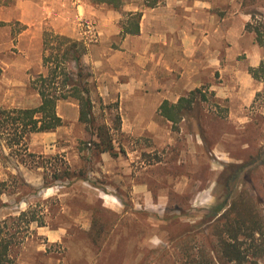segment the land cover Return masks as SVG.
<instances>
[{
    "label": "rangeland",
    "instance_id": "1",
    "mask_svg": "<svg viewBox=\"0 0 264 264\" xmlns=\"http://www.w3.org/2000/svg\"><path fill=\"white\" fill-rule=\"evenodd\" d=\"M203 1L214 7L217 18L240 16L246 20L245 27L264 22V0ZM40 2L48 22L42 39L46 31L69 36L81 41L86 52L90 45L100 43L95 16L87 8L106 14L107 8L112 9L108 5L93 0ZM142 3L127 0L118 11L120 23L128 24L124 9L146 8ZM79 6L86 12L80 13ZM251 13L256 14L255 19ZM5 25L0 22V28ZM21 30L18 24L8 29L14 44L10 42L3 50L8 33L0 29V56L20 53L16 37ZM227 46L220 47L222 55L224 50H231ZM215 47L212 42L210 48ZM31 49L33 59L40 54L42 58L43 45L35 42ZM235 51L248 72L251 65L264 61V46L246 29ZM84 66L91 75L89 88L93 90V74ZM46 74L43 60L30 71L26 87L13 86L0 74V108L37 107L41 97L36 81ZM213 75L186 118L176 124L158 118V124L148 126L140 136L123 132L118 101L94 99L97 124L114 127L116 117L121 119L115 143L124 151L116 158L106 160L102 153L90 149V131L82 123L70 121L61 130L31 134L27 151L18 146L9 148L4 137V154L9 159L0 164V180L6 181L7 189L0 196V205L7 206L1 211L0 222L25 210L44 222L41 227L31 223L27 236L17 240L12 249L13 264H195L192 260H204V253L218 257L219 239L210 228L205 232L204 228L211 219H205L209 211L223 201L220 180L225 169L253 162L239 177L234 191H247L264 211V76L261 80L252 77L255 83L248 92L242 79L236 84L229 74L214 71ZM67 168L76 175L84 171L88 180L55 182L53 176ZM48 182H52L49 187ZM232 202L230 198L229 204ZM21 230L24 234L25 229ZM256 243L264 247L262 239ZM254 259L264 264V252ZM217 263L223 264L220 260Z\"/></svg>",
    "mask_w": 264,
    "mask_h": 264
},
{
    "label": "crops",
    "instance_id": "2",
    "mask_svg": "<svg viewBox=\"0 0 264 264\" xmlns=\"http://www.w3.org/2000/svg\"><path fill=\"white\" fill-rule=\"evenodd\" d=\"M41 7L40 0H0V22L6 24L0 29L8 33L3 50L10 42L14 44L8 29L22 26L16 37L20 53L0 56V74L13 86L26 87L30 71L42 65L41 54L33 59L31 49L32 43L43 45L42 31L48 22ZM79 9L86 12L85 7ZM124 10L142 12L138 34L122 35V16L117 10L107 8L108 12L101 14L87 8L95 16L100 43L90 45L82 58L93 74L94 104L97 98L104 103L118 101L123 132L140 136L148 126L158 124L156 120L163 118L159 108L165 100L177 103L183 94L205 87L215 78L214 71L229 74L236 84L242 79L250 92L255 81L243 70L235 51L245 29L246 20L240 16L217 18L214 7L203 0H165L155 8ZM115 42L117 48L112 47ZM212 42L214 49L210 48ZM226 43L232 48L222 55L220 47ZM57 108L65 124L80 123L75 101L60 100ZM61 128L63 125L58 130ZM102 155L106 160L111 158L108 153Z\"/></svg>",
    "mask_w": 264,
    "mask_h": 264
},
{
    "label": "trees",
    "instance_id": "3",
    "mask_svg": "<svg viewBox=\"0 0 264 264\" xmlns=\"http://www.w3.org/2000/svg\"><path fill=\"white\" fill-rule=\"evenodd\" d=\"M127 0H93L95 4H106L110 8L120 11L123 9ZM164 0H142V6L155 8ZM252 18L256 14L251 13ZM261 15V14H260ZM264 19V16H261ZM128 24L123 23L122 35L138 34L140 31V20L142 12H129L127 14ZM264 21V20H263ZM264 22L258 25L254 23L246 24L245 29L255 35V40L260 46H264ZM56 43V46L53 43ZM86 53V47L81 41L74 40L68 36L44 32L43 35V65L47 69L46 75H41L36 81V88L41 97V103L34 108H0V164L8 160L4 154L3 138L8 140L9 148L22 147L28 150V140L33 133L54 131L64 124L63 119L57 112V104L60 100L74 99L80 107L79 122L88 129L90 138L87 144L99 153H108L116 158L124 150L117 149L115 136L121 131V119H115L114 127L107 124H97L94 115V103L91 97L90 73L85 71L82 61ZM2 69L0 67V73ZM249 73L256 80H261L264 76V61L257 68H250ZM39 84V85H38ZM202 94L201 89H196L182 96L177 103L165 100L159 108V113L168 121L176 124L186 118L192 111L193 106L198 101V95ZM117 132V133H116ZM255 162V161H254ZM253 162L232 165L222 174V178L227 176L226 181L220 183L223 187V201H218L208 215L211 218L209 224L204 228L211 229L219 239L218 257L210 253L202 255L204 260L197 258L192 260L195 264H219V260L225 264L234 262L236 264L251 263L257 264L256 259L264 252L263 244H257L258 239L264 241V211L256 205V202L247 191H234V185L248 166ZM54 181H73L87 179L84 171L75 174L67 168L60 174L53 176ZM24 187L28 186L22 181ZM51 186V183H46ZM6 181L0 180V196L6 192ZM230 198L233 202L229 204ZM1 202V201H0ZM0 205L1 211L5 206ZM12 225L9 226V222ZM36 222L44 226V222L39 221L36 214L30 210L20 211L19 215H11L0 222V264H13L12 249L17 240H23L30 228V224ZM22 224L25 227H22ZM18 229L13 230L14 226ZM21 229H25L22 233ZM23 234V235H22ZM247 243H251L244 249ZM254 261H249V260Z\"/></svg>",
    "mask_w": 264,
    "mask_h": 264
}]
</instances>
